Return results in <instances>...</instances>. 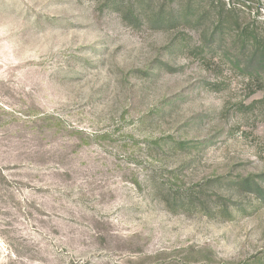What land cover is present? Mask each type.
I'll list each match as a JSON object with an SVG mask.
<instances>
[{
  "label": "rangeland",
  "instance_id": "rangeland-1",
  "mask_svg": "<svg viewBox=\"0 0 264 264\" xmlns=\"http://www.w3.org/2000/svg\"><path fill=\"white\" fill-rule=\"evenodd\" d=\"M202 25L0 0V264H264V193L238 184L264 189V93L246 59L168 47Z\"/></svg>",
  "mask_w": 264,
  "mask_h": 264
},
{
  "label": "trees",
  "instance_id": "trees-1",
  "mask_svg": "<svg viewBox=\"0 0 264 264\" xmlns=\"http://www.w3.org/2000/svg\"><path fill=\"white\" fill-rule=\"evenodd\" d=\"M207 1L202 5L195 0H179L175 6L166 4L156 11L152 7V0H103V8L118 13L126 24L136 29L145 25L152 30L169 31L183 20L193 24L194 30L200 31L203 20L209 19L214 25L212 32L204 30L194 43L187 37L177 35L170 41L168 47L182 44L189 48L195 57H203L207 50L213 48L224 59H246L242 65L243 72L249 79L256 78L259 90L264 93V21L255 19L258 15L254 16L253 20H247L243 16L249 17L255 10L249 5L248 0ZM167 8L169 10H166ZM255 11L254 14H258V9ZM236 64V67L239 66L238 60ZM262 181L264 182V177ZM260 182L242 178L238 184L246 188L252 187L249 191L262 198L264 189L259 186ZM172 200L173 206L191 205L200 201L196 195L191 194L184 199L174 194ZM222 201L219 207L222 206L229 213ZM231 205L234 206L233 203Z\"/></svg>",
  "mask_w": 264,
  "mask_h": 264
}]
</instances>
